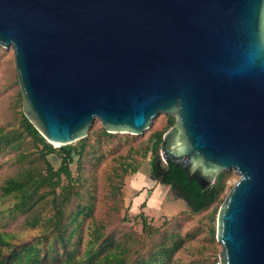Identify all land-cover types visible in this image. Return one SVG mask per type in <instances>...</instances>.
Wrapping results in <instances>:
<instances>
[{
	"label": "water",
	"instance_id": "1",
	"mask_svg": "<svg viewBox=\"0 0 264 264\" xmlns=\"http://www.w3.org/2000/svg\"><path fill=\"white\" fill-rule=\"evenodd\" d=\"M23 112L51 144L142 134L176 118L160 163L207 187L240 178L221 204L220 264H264V0H0Z\"/></svg>",
	"mask_w": 264,
	"mask_h": 264
},
{
	"label": "rangeland",
	"instance_id": "2",
	"mask_svg": "<svg viewBox=\"0 0 264 264\" xmlns=\"http://www.w3.org/2000/svg\"><path fill=\"white\" fill-rule=\"evenodd\" d=\"M23 114L15 53L12 47L0 45V236L6 241L2 251L8 264H59L66 259V251L73 253L76 261L95 264L87 252L98 250L96 242L107 236L126 242L128 264L137 255L154 253L163 245H173V241L178 246L167 264H220L218 211L240 175L234 169L224 170L220 200L198 212L171 186L156 179L153 162L159 159L163 144L156 146V142L159 133L172 127L174 116L159 113L142 134H106L96 119L85 140L69 144L79 152L70 164L75 188L66 192L57 189L61 200L65 197L61 223L67 238L62 242L54 227L56 209L48 186L39 189L22 211L16 210L20 203L16 194L2 192L10 178L46 174L42 146L24 130ZM52 146L55 150L47 159L57 169L63 146ZM63 183L68 180L64 178ZM25 245L38 249V262L26 255Z\"/></svg>",
	"mask_w": 264,
	"mask_h": 264
},
{
	"label": "trees",
	"instance_id": "3",
	"mask_svg": "<svg viewBox=\"0 0 264 264\" xmlns=\"http://www.w3.org/2000/svg\"><path fill=\"white\" fill-rule=\"evenodd\" d=\"M176 119L174 118L173 125ZM172 125V126H173ZM22 126L26 133L31 136L34 143L38 146H42L40 149V155L46 164L45 175H26L25 177L10 178L5 185L2 186V192L5 195L16 194L20 198V203L17 204L16 210H24L30 201L36 198L37 192L42 187L48 186L51 194L53 195L52 204L56 209V215L54 216V227L61 235V241L65 242L66 229L65 225L61 223L63 217L62 203L65 197L61 200V193H57V189L61 188L62 192L71 191L75 188V178L72 175V169L70 164L74 160V154L79 151L74 145H65L60 148L62 152L61 165L55 169L51 162L47 159V156L54 152V148L37 130L34 124L25 116L22 115ZM106 134H112L105 130ZM165 133H159L158 141L164 143L163 136ZM85 138L80 140H85ZM163 146V144H162ZM162 148V147H161ZM161 157V155H160ZM159 159L153 162V173L156 179H159L162 183L171 186L176 192L179 198L185 200L187 205L195 212H198L220 200L222 191L224 190V171L220 172L214 183L207 187L201 186L196 180H190L187 171L183 167L177 166L176 163L168 161L165 166L158 167L160 163ZM159 162V163H158ZM162 170L163 176L161 178L157 176V170ZM67 179L68 183L65 185L63 180ZM67 198V197H66ZM224 201V200H223ZM76 217V216H75ZM75 217L71 220L75 221ZM143 217V216H142ZM144 227L147 226V218H143ZM101 238L97 236V240ZM6 243L0 236V264H8L7 257L3 255V245ZM99 246L98 250L90 249L87 253L89 260L95 262V264H128L129 260L125 255L128 248L125 241L115 239L113 236H107L101 243L96 242ZM177 241H173V245L166 244L154 253L147 255L139 254L134 261H130V264H167L171 254L174 252ZM25 252L27 256H33L34 261L38 262V249L32 245H25ZM66 259L59 264H84L81 261H76L73 253L66 251ZM19 254L15 252L17 257ZM102 255V256H101ZM101 256V257H98Z\"/></svg>",
	"mask_w": 264,
	"mask_h": 264
},
{
	"label": "flooded vegetation",
	"instance_id": "4",
	"mask_svg": "<svg viewBox=\"0 0 264 264\" xmlns=\"http://www.w3.org/2000/svg\"><path fill=\"white\" fill-rule=\"evenodd\" d=\"M159 163V162H158ZM163 176V173H162V170L159 169V171L157 170V176L156 177H159L161 178ZM176 193V192H175Z\"/></svg>",
	"mask_w": 264,
	"mask_h": 264
},
{
	"label": "bare ground",
	"instance_id": "5",
	"mask_svg": "<svg viewBox=\"0 0 264 264\" xmlns=\"http://www.w3.org/2000/svg\"><path fill=\"white\" fill-rule=\"evenodd\" d=\"M56 145H59V143H56Z\"/></svg>",
	"mask_w": 264,
	"mask_h": 264
}]
</instances>
